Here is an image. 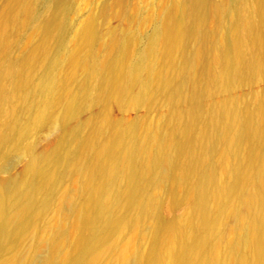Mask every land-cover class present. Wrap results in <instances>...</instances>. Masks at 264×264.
Wrapping results in <instances>:
<instances>
[{"label":"bare ground","instance_id":"6f19581e","mask_svg":"<svg viewBox=\"0 0 264 264\" xmlns=\"http://www.w3.org/2000/svg\"><path fill=\"white\" fill-rule=\"evenodd\" d=\"M70 1L0 0V264H264V98L232 96L264 76V0H173L147 38L91 17L68 50Z\"/></svg>","mask_w":264,"mask_h":264},{"label":"rangeland","instance_id":"374dc122","mask_svg":"<svg viewBox=\"0 0 264 264\" xmlns=\"http://www.w3.org/2000/svg\"><path fill=\"white\" fill-rule=\"evenodd\" d=\"M170 1L173 0H126L127 10L122 16L119 14L116 0H71L70 8L67 13L68 16L66 17L70 27L65 36V48L71 50L74 47L73 38L81 29V26L86 19L88 20L91 17L97 18L96 20L99 24V36H101L100 40H103V42L107 41L106 39L108 37H106V33L108 34V30L117 29L119 27L136 31L141 37L147 38V36H149L155 28V25L162 18L163 11ZM43 6L44 3L42 1L40 3V7L42 8ZM102 6L107 7L104 15L100 14ZM209 24L210 27L213 26V22H210ZM34 40H36L34 37V31L31 29H24L20 33L18 41L14 45L13 53L21 54L27 50L31 44H34ZM232 96L238 100L248 99L250 101L252 99L255 100L257 98H264V76L249 86H242L236 89L232 93ZM158 110L157 112L150 109L148 110L145 106H122L114 101L108 105L110 118L115 123L120 124H127L135 120L141 121V119L153 121L156 118ZM98 112L99 107L96 105L83 109L79 112L76 118L68 121V129L74 128L78 124L91 120L98 114ZM36 140L37 144L35 151L36 153H42L53 145L55 142V136L51 134L48 128L43 127L38 130ZM18 169V166H14L12 172L17 171ZM6 174L7 173H1L0 176H5ZM166 198L167 197H162L163 205L160 210L162 220L167 221L180 217L184 213V207H169L171 205L169 203L170 200L169 198L166 200ZM124 238L127 237L124 236Z\"/></svg>","mask_w":264,"mask_h":264}]
</instances>
